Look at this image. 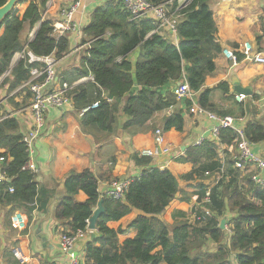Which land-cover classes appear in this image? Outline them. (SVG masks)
I'll return each instance as SVG.
<instances>
[{
    "label": "trees",
    "instance_id": "1",
    "mask_svg": "<svg viewBox=\"0 0 264 264\" xmlns=\"http://www.w3.org/2000/svg\"><path fill=\"white\" fill-rule=\"evenodd\" d=\"M6 1L0 0V6ZM48 1H29L23 13L13 9L1 23L0 77L9 70L10 77L3 80L8 84L7 93L28 79L31 67L39 66L28 63L27 57L11 66L16 53L25 50L36 56L54 55L59 59L69 51L67 37L54 38L51 35L53 22L41 16ZM146 1L158 5L168 0ZM171 1L168 10L178 15L177 43L158 31L152 17L131 20L121 0H106L92 10L89 22L81 29L80 43L88 45L85 55L73 75L62 77V81L69 83L81 77H92L70 92L73 108L78 114L92 102L99 101L96 108L80 114L79 124L84 131L93 126L112 132L117 126L119 112L127 117L120 127L127 134L154 131L158 128L152 124L155 114L178 103L169 85L185 79L192 91L201 90L206 76L215 69V56L221 51L215 39L216 25L210 0H191L177 11V0ZM34 27L29 39L28 34ZM136 48L138 54L131 62L128 54ZM240 57L238 54L237 59ZM218 86L227 89L224 83ZM22 91L24 95L16 106H24L30 101V93L26 89ZM17 92L8 102L14 104L15 97L19 96ZM210 93L211 89L202 90L196 95V103L222 116L240 117L243 114L241 103L237 113L214 107L208 101ZM183 102L187 110L192 108L189 99ZM183 125L182 109L175 108L162 118L160 127L164 132L182 131ZM20 126L18 119L8 115L0 105V157L3 158L0 170L7 178L0 182V209L8 207L5 214L8 223L13 211L25 213L27 226L23 232L27 230L34 210H46L51 191L36 180L34 172L23 169L29 155ZM243 132L252 144L264 141V124L259 121L246 122ZM235 135L229 128L219 132L218 142L225 146L223 152L226 155L229 154L227 148L235 143ZM218 142L202 141L188 146L180 157H176L177 161L192 165L190 178L203 180L205 172H209V177L220 176L209 189L206 184L197 183L192 221H181L169 228L158 218L175 198L179 184L167 168L153 167L151 157L133 153L134 164L145 168L130 181L123 199L100 197L98 176L89 168L68 174L63 181L64 195L53 211L54 219L60 222L58 228L67 234L84 229L85 220L102 199L104 211L96 221L94 238L84 245L86 264H263L264 188L256 186L248 174L241 176L230 159L222 161L218 158ZM79 191L86 196L83 202L74 200ZM207 191L208 200L205 199ZM132 209L143 213L129 225L136 234L120 243L119 235L123 230L111 228L108 223L120 220ZM222 218L228 229H220ZM209 244H216V249L209 251L206 248ZM8 264L22 263L13 258Z\"/></svg>",
    "mask_w": 264,
    "mask_h": 264
},
{
    "label": "crops",
    "instance_id": "2",
    "mask_svg": "<svg viewBox=\"0 0 264 264\" xmlns=\"http://www.w3.org/2000/svg\"><path fill=\"white\" fill-rule=\"evenodd\" d=\"M29 1L37 2V0H19L14 7L19 13H23ZM80 1L82 7L75 14V21L79 24L80 33L77 31L66 32L69 51L62 58L56 59L55 71L59 81L63 79L62 77L73 75L80 59L84 57L88 45L80 43L81 29L89 22L92 10L106 0ZM72 2L73 0H49L42 10L41 16L52 22L57 21L61 17L60 11ZM210 9L216 25L215 39L219 43L221 51L214 58L215 69L206 76L201 90L196 95L206 88L211 89L208 101L218 109L237 113L239 104H242L243 114L240 116L242 119L240 125L243 127L250 120L264 124V114L259 108V102L264 97V64L248 61L237 51L242 43L247 42L264 53V0H210ZM34 30L35 27L29 32V39ZM160 33L173 41L171 34L165 28L160 29ZM225 48L234 49L237 55L241 56L236 63H232L223 55ZM133 51H138V49ZM130 54H128V58L134 62L136 55L130 57ZM17 61L16 54L11 60V65L14 66ZM8 77L10 74L0 77V105L8 115L18 119L21 124L20 132L24 133L31 125L30 114L26 108L29 101L24 106L15 105L21 102L20 99L24 92L15 89L7 93L8 84L3 80ZM85 81L84 78L76 81V86ZM220 83H224L227 89L218 86ZM234 84L250 88L251 94L244 95L242 101L237 100L235 98L237 93L233 91ZM169 86L170 89L173 87V85ZM16 92L19 93V96L15 97L14 104L8 102V99ZM183 100L179 99L176 106L156 113L152 120V124L160 127L162 118L168 116L173 109L180 108L183 112L182 131L169 130L164 134L166 142L175 151L151 158L153 167L167 168L176 177L179 184L175 198L158 215V218L164 221L169 228L181 221L193 220L191 209L196 204V185L200 182V179L188 176L192 165L177 161L176 157H180L183 151L193 145L195 140L211 125L210 121L195 113L193 106L187 110ZM235 116L237 115L235 114ZM79 117L80 114L75 112L73 106L67 109L50 108L47 111L45 128L34 142L33 163L36 167V180L51 191L49 203L43 212L33 211L27 230L23 232L12 225L10 219L12 214L9 217V223L6 220L5 214L9 211L8 207L0 209V264H8V261L10 263L13 258L18 259L22 264H65V257L59 249L60 228L58 227L60 222L54 219L53 211L59 199L64 195L63 181L68 174L78 173L89 168L95 176H98L97 189L101 195L104 194L110 181L126 177L133 179L140 175L145 168L143 165L134 164L131 156L133 153L140 155V151L143 149L154 148L153 130L133 135L127 134L120 128L127 117L119 112L117 126L112 132L107 133L93 126H89L84 131L80 127ZM224 147V145H217L218 158L224 157V154L221 153ZM253 149L264 157V141L254 144ZM230 158L229 154L225 157V159ZM240 174L241 176L245 175L242 172ZM204 175L206 177L204 184L212 186L215 175L213 174L212 178L209 177V172L207 174L205 172ZM85 199L86 196L81 191L74 195V200L77 202H83ZM141 214L143 213L140 210L132 209L120 220L108 223L111 228L119 227L123 230L119 235L120 243L135 236L136 230L129 225ZM226 228L225 226L224 229ZM39 235H46V240L42 241ZM84 240H78L76 243L80 264L84 262V245L86 243ZM216 247V244H209L206 248L212 252Z\"/></svg>",
    "mask_w": 264,
    "mask_h": 264
},
{
    "label": "built area",
    "instance_id": "3",
    "mask_svg": "<svg viewBox=\"0 0 264 264\" xmlns=\"http://www.w3.org/2000/svg\"><path fill=\"white\" fill-rule=\"evenodd\" d=\"M190 1L191 0H177L176 11L185 7ZM121 2L129 12L131 20H137L142 17H152L157 23V29L159 28L158 31L165 28L171 34L174 43L177 42L176 20L178 15H174V13H170L168 10V7L172 4L171 0L158 5H152L146 0H121ZM81 7L82 3L80 0H73L70 5L60 11V19L54 21L52 25L51 35L54 38L66 36L65 34L68 31H77L80 33L79 24L75 21V14ZM237 51H239V53L242 54L248 61L264 64V53L252 47L250 43H242L237 48ZM16 54L18 56V60L27 57L28 63L39 64V66H33L30 68L28 79L16 89H26L30 93V101L26 108L30 114L31 125H29L27 130L22 133V141L26 145L29 156L23 169H27L35 173L36 167L33 163L34 142L38 139L45 128V115L47 111L50 108H72L73 105L70 92L76 87V81L83 78L91 80L92 77H82L73 83L62 80L59 81L55 71L56 58L54 55L40 57L25 50ZM223 55L226 56L232 63H236V50L225 48L223 50ZM9 74L10 72L8 70L3 75ZM171 91L175 94L178 100L189 99L192 102L195 113L211 122V125L207 128L205 133H202L195 140L193 145H198L205 140L218 142L219 132L221 129L229 128L233 130L236 133L234 139L235 143L227 148L228 153L231 156L230 160L233 162V166L236 169H239L240 172L248 174L247 177H249V179L256 186L264 188V157L254 151V144L250 143L244 136L243 126L240 125V121L242 119L240 117H233L230 115H218L199 106L194 98L196 93L189 88L185 79H182L174 84ZM244 97L245 96L243 94L235 95V98L239 101H242ZM107 101L111 100L107 99ZM98 103V100L92 102L91 105L84 107L80 111V114L96 108ZM259 108L264 114V97L259 102ZM164 134L165 132L161 127L156 128L154 130V148L141 150L140 156L152 158L156 155L159 156L174 152L175 149H172L170 144L166 142ZM218 144L219 146H222L220 142H218L217 145ZM223 156L222 161L225 160L226 154ZM2 160L3 158L0 157V163ZM219 177L220 176L215 175V180L212 181V183L215 184L220 179ZM6 179L7 178L3 171L0 170V182ZM131 180L132 178L126 177L110 181L107 189L104 191V194H101L100 197L105 195L113 199H123L125 190ZM209 188L210 187H208V189ZM9 190L11 191L12 189L9 188ZM208 195L209 192L207 191L205 197L206 200H208ZM10 219L12 225L17 229L23 230L27 226V218L24 213L20 211H14ZM85 222L86 226L84 229L77 230L71 234L61 232V229L59 230V249L61 254L65 257V264H80L79 254L76 250V243L78 240L88 239L90 233L92 232L91 229L88 228L89 219H86ZM83 264L86 263L83 262Z\"/></svg>",
    "mask_w": 264,
    "mask_h": 264
},
{
    "label": "water",
    "instance_id": "4",
    "mask_svg": "<svg viewBox=\"0 0 264 264\" xmlns=\"http://www.w3.org/2000/svg\"><path fill=\"white\" fill-rule=\"evenodd\" d=\"M19 0H7L3 5L0 6V29L2 28V21L4 20V18L13 10L15 9V4L18 3ZM233 91L237 94H243V95H250L251 94V90L250 88L247 87H242L239 84H234L233 85ZM104 211V207L102 205V199H100L97 202V205L95 207V209L92 212V215L89 218V224H88V228L91 229V233L88 237V239H85L84 242L91 240L94 238V230L96 229V221L99 217V215ZM220 229H224L225 227V218L220 219ZM40 239L42 241L46 240V235H39Z\"/></svg>",
    "mask_w": 264,
    "mask_h": 264
},
{
    "label": "rangeland",
    "instance_id": "5",
    "mask_svg": "<svg viewBox=\"0 0 264 264\" xmlns=\"http://www.w3.org/2000/svg\"><path fill=\"white\" fill-rule=\"evenodd\" d=\"M0 31H1V29H0ZM137 54H138V51H132V53L130 54V57H132L133 55H136L137 56ZM222 154H225L224 152H221ZM212 178V177H211ZM196 180V179H195ZM204 180L205 179H203V180H200V182H202V183H204ZM197 181V180H196ZM208 186V185H207ZM208 187H211V185H209Z\"/></svg>",
    "mask_w": 264,
    "mask_h": 264
},
{
    "label": "clouds",
    "instance_id": "6",
    "mask_svg": "<svg viewBox=\"0 0 264 264\" xmlns=\"http://www.w3.org/2000/svg\"><path fill=\"white\" fill-rule=\"evenodd\" d=\"M177 43V42H176Z\"/></svg>",
    "mask_w": 264,
    "mask_h": 264
}]
</instances>
